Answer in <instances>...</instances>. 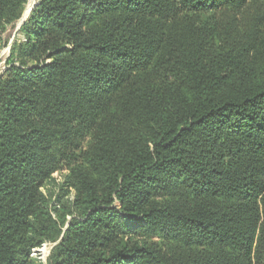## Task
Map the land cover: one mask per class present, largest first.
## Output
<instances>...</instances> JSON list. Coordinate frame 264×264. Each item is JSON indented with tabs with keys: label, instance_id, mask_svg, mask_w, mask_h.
Segmentation results:
<instances>
[{
	"label": "trees",
	"instance_id": "trees-1",
	"mask_svg": "<svg viewBox=\"0 0 264 264\" xmlns=\"http://www.w3.org/2000/svg\"><path fill=\"white\" fill-rule=\"evenodd\" d=\"M19 34L0 264H264V0H38Z\"/></svg>",
	"mask_w": 264,
	"mask_h": 264
},
{
	"label": "rangeland",
	"instance_id": "rangeland-1",
	"mask_svg": "<svg viewBox=\"0 0 264 264\" xmlns=\"http://www.w3.org/2000/svg\"><path fill=\"white\" fill-rule=\"evenodd\" d=\"M37 2L38 0H28L21 18L6 29L3 37L7 43L5 48L0 51V73L5 68L6 59L8 57L11 45L15 41L20 40V38L22 39L19 34L20 27L28 18L30 12L36 6ZM55 178H58V175H55ZM55 245L56 243H46L37 249H33L30 254L31 259H33L37 264H48L51 250Z\"/></svg>",
	"mask_w": 264,
	"mask_h": 264
},
{
	"label": "bare ground",
	"instance_id": "bare-ground-1",
	"mask_svg": "<svg viewBox=\"0 0 264 264\" xmlns=\"http://www.w3.org/2000/svg\"><path fill=\"white\" fill-rule=\"evenodd\" d=\"M31 6V5H30Z\"/></svg>",
	"mask_w": 264,
	"mask_h": 264
}]
</instances>
